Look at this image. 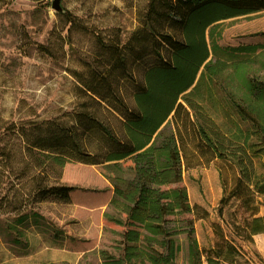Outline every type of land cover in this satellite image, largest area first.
<instances>
[{
  "label": "trees",
  "instance_id": "obj_1",
  "mask_svg": "<svg viewBox=\"0 0 264 264\" xmlns=\"http://www.w3.org/2000/svg\"><path fill=\"white\" fill-rule=\"evenodd\" d=\"M259 12L264 0H147L125 42L95 38L99 62L89 64L81 82L72 124L4 120L0 114V235L23 247L29 226L50 230L37 206L69 201L75 188L60 183L62 169L79 163L98 168L112 188L103 217L120 229L119 239L116 254L98 252L101 264H178L181 236V264L261 259L253 238L264 234V173L255 169L257 159L264 168V45L221 47L216 31L222 21ZM36 49L53 57L47 47ZM216 95L247 129H214L200 103ZM187 125L205 152L238 171L219 203L221 210L231 199L238 202L234 238L214 225L208 250L199 247L194 220L184 219L207 218L180 186Z\"/></svg>",
  "mask_w": 264,
  "mask_h": 264
},
{
  "label": "rangeland",
  "instance_id": "obj_2",
  "mask_svg": "<svg viewBox=\"0 0 264 264\" xmlns=\"http://www.w3.org/2000/svg\"><path fill=\"white\" fill-rule=\"evenodd\" d=\"M53 1L0 0V114L4 120L72 124L73 113L81 102V82L88 76L89 64L100 54L95 38L125 42L139 25L147 3V0H60L63 11L56 13ZM216 31L220 32L217 43L221 47L264 45V12L222 21ZM37 45L47 47L53 57L38 51ZM136 76L140 78L139 73ZM200 104L211 116L214 129L228 130L233 124L248 128L219 95L210 103L203 98ZM182 132L180 186L186 189L191 206L207 212L203 220L192 214L184 219L194 220L199 247L208 250L215 241L214 225L220 226L229 239L234 238L233 215L238 202L231 199L221 210L219 203L234 188L238 171L232 163L205 152L192 125L184 126ZM255 169L257 174L264 173L258 159ZM60 183L75 188L69 201H46L37 206L51 229L29 226L23 247L0 235V264H101L99 251L116 254L114 247L120 229L103 217L112 188L102 172L94 166L67 163ZM259 215H264V207ZM240 216L241 211L236 220ZM253 241V248L261 258L254 264H264V234L254 236ZM179 243L182 253L178 264H181L186 253L183 236L179 237ZM202 264H207L204 259Z\"/></svg>",
  "mask_w": 264,
  "mask_h": 264
},
{
  "label": "water",
  "instance_id": "obj_3",
  "mask_svg": "<svg viewBox=\"0 0 264 264\" xmlns=\"http://www.w3.org/2000/svg\"><path fill=\"white\" fill-rule=\"evenodd\" d=\"M52 9L56 12V13H60L62 12V8L60 6V0H54L53 4H52Z\"/></svg>",
  "mask_w": 264,
  "mask_h": 264
}]
</instances>
